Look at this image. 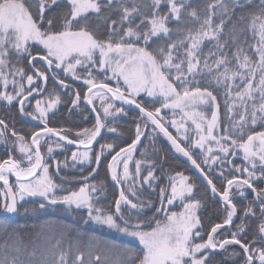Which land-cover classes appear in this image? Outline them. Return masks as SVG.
Listing matches in <instances>:
<instances>
[{
  "label": "snow or ice",
  "instance_id": "1",
  "mask_svg": "<svg viewBox=\"0 0 264 264\" xmlns=\"http://www.w3.org/2000/svg\"><path fill=\"white\" fill-rule=\"evenodd\" d=\"M0 148V264H264V0H0Z\"/></svg>",
  "mask_w": 264,
  "mask_h": 264
},
{
  "label": "trees",
  "instance_id": "2",
  "mask_svg": "<svg viewBox=\"0 0 264 264\" xmlns=\"http://www.w3.org/2000/svg\"><path fill=\"white\" fill-rule=\"evenodd\" d=\"M74 83H75V86L77 88L83 89V85H82L81 81H76ZM111 83L113 86L115 85V81H112ZM126 111H128L129 115H128V117L124 118L122 123L124 124V127L127 129V132H126L124 137H122L120 140L116 141L117 143L121 144L122 146H127V143L130 142V140L132 138L133 129L135 127V124L133 122V118H135L136 123L142 122L137 111L128 110V109H126ZM61 112L65 116V119L60 120L58 123L66 126V127H74L75 130H82L85 127L90 128L93 124L94 117L92 114L88 115L87 119H82L78 115H74L70 118V120H68L67 113H64L63 108H61ZM13 114L15 115V110H13ZM161 114L165 115L166 118H168L170 116L169 111L166 109L162 110ZM16 120L18 121V127L21 125H25L26 128L31 129L34 126L31 124L25 123L19 116H16ZM55 125H57V121H53L52 124H50V126H55ZM169 131L173 132L174 135L176 134L175 129H173L171 127L169 128ZM106 138H111V134H109ZM143 143H146V141H144ZM158 144L160 146H163L166 150H168V155L170 157L171 162L174 164V166L178 167L179 169L185 170L186 174H193V172L187 166L185 161L178 155V153H175L174 150L171 149L170 144L166 141V139L162 135L158 138ZM71 150H73V149H71ZM73 151H75V149ZM141 151H142V149L140 148L139 151L134 154L133 162L136 159L141 158L139 155V153ZM4 157L5 156H2V159ZM110 159H111V156H108L107 163H109ZM129 167L131 170L133 168V164L130 163ZM50 171H52V169H50ZM84 174H87V171H85ZM99 175L101 178H103L105 176V161H103V160H102V163H101V166L99 169ZM57 182H59V180H57ZM78 186L79 185H76L74 187H78ZM118 189H119L118 186L114 185L113 183H111L109 181L108 195H107V198L104 201V205H103L106 209L114 207L113 201H114V199L118 198ZM2 195H3V193L0 192V196H2ZM82 214L83 213H81V215ZM23 218L24 217H17L18 220L23 219ZM27 219L29 221L35 222V223H43L47 219H52L54 222H58L61 224L66 223L69 226H72L73 224L79 222V217L76 216L75 214L63 212V211L57 210L55 208H49L47 212H45L41 215L35 216V217L29 216V217H27ZM89 231L93 232L95 235H97L101 238L109 239V240H116L119 243H124L127 241L126 238L121 237L119 234H116L110 230L100 229L96 225H92L91 228L89 229Z\"/></svg>",
  "mask_w": 264,
  "mask_h": 264
},
{
  "label": "water",
  "instance_id": "3",
  "mask_svg": "<svg viewBox=\"0 0 264 264\" xmlns=\"http://www.w3.org/2000/svg\"><path fill=\"white\" fill-rule=\"evenodd\" d=\"M124 107H125V109H128V110H135V111L138 112V110L135 109L134 106H128V105H125ZM89 108H91V106H89ZM92 115H93V117H94L95 113H92ZM25 122L28 123V124H33V125L35 124V123L31 122V121H25ZM102 135H103V133H102ZM98 139H99V138H98ZM143 142H144V140H142V144H143ZM94 146H95V145H93V147H94ZM69 147L76 149V146L69 145ZM139 149H140V146H138V148H137V152L139 151ZM137 152H136V153H137ZM178 155H179V156L185 161V163L187 164V166L190 168V170H191V171L193 172V174H194V171H193V169L191 168L190 163L186 161V158L182 157L180 154H178ZM118 187H119V186H118Z\"/></svg>",
  "mask_w": 264,
  "mask_h": 264
},
{
  "label": "rangeland",
  "instance_id": "4",
  "mask_svg": "<svg viewBox=\"0 0 264 264\" xmlns=\"http://www.w3.org/2000/svg\"><path fill=\"white\" fill-rule=\"evenodd\" d=\"M96 104H97V109L99 110V101H97ZM166 110H167V109H166ZM2 156H4V153H3L2 148H0V159H2ZM4 158H6V157H4ZM124 238H125V237H124ZM126 239H128V238H126Z\"/></svg>",
  "mask_w": 264,
  "mask_h": 264
},
{
  "label": "flooded vegetation",
  "instance_id": "5",
  "mask_svg": "<svg viewBox=\"0 0 264 264\" xmlns=\"http://www.w3.org/2000/svg\"><path fill=\"white\" fill-rule=\"evenodd\" d=\"M31 122H33V121H31ZM33 123H36V122H33ZM31 125H33V124H31ZM96 146V145H95ZM94 146V147H95ZM69 147V146H68ZM70 149H73L74 150V148H71V147H69ZM76 150V149H75ZM42 151H43V149H42ZM55 155V154H54ZM111 162V159H110V161H109V163Z\"/></svg>",
  "mask_w": 264,
  "mask_h": 264
}]
</instances>
